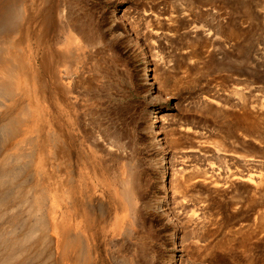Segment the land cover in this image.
Returning <instances> with one entry per match:
<instances>
[{
  "label": "rangeland",
  "instance_id": "obj_1",
  "mask_svg": "<svg viewBox=\"0 0 264 264\" xmlns=\"http://www.w3.org/2000/svg\"><path fill=\"white\" fill-rule=\"evenodd\" d=\"M0 11V264H264V0Z\"/></svg>",
  "mask_w": 264,
  "mask_h": 264
},
{
  "label": "bare ground",
  "instance_id": "obj_2",
  "mask_svg": "<svg viewBox=\"0 0 264 264\" xmlns=\"http://www.w3.org/2000/svg\"><path fill=\"white\" fill-rule=\"evenodd\" d=\"M10 1H11V0H10ZM16 1H17V0H16ZM16 3H17V2H16ZM9 5H10V3H9ZM9 5H8V4H7V6L5 5V6H4L5 9H6ZM1 7H2V5H1ZM14 8H15V7H14ZM7 9H8V8H7ZM7 9H6V11H7ZM12 10H14V9H12ZM9 11H10V9H9ZM17 11H18V10H16V12H17ZM0 12H1V11H0ZM12 12H13V11H12ZM16 12H15V14H17ZM4 13H5V11H4ZM19 13H20V12H19ZM2 14H3V12L1 13V15H2ZM6 14H7V13H6ZM19 15H20V14H19ZM2 16H4V15H2ZM6 16H7V15H6ZM12 17H13V16H12ZM6 18H7V17H6ZM6 18H5V19H6ZM9 19H10V21H9V20H8V21H9L10 23L7 22V23H9L7 26L10 27V24L12 25V22H14L15 20H13V18H9ZM15 19H17V17H16ZM2 20H3V19H2ZM11 20H13V21L11 22ZM16 21H17V20H16ZM16 21H15V22H16ZM1 22H2V21H1ZM3 22H5V21L3 20ZM3 22H2V23H3ZM13 24H15V23H13ZM5 25H6L5 23L2 24V26H5ZM2 26H0V28H3ZM14 26H16V25H14ZM11 28H12V27H11ZM11 28H10V29H11ZM13 28H14V27H13ZM4 29H5V28H4ZM4 29H2V30H4ZM0 30H1V29H0ZM2 30H1V32H2ZM1 32H0V33H1ZM0 45H1V44H0ZM5 50H6V49H5ZM3 51H4V50H3ZM0 52H1V51H0ZM4 52H5V51H4ZM5 56H7V55H5ZM2 57H3V56H2ZM6 58H7V57H6ZM0 59H1L0 61H2L1 55H0ZM4 59H5V57H4ZM7 59H8V58H7ZM10 59H12V58H10ZM1 63H2V62H1ZM12 65H13V64H12ZM13 66H14V65H13ZM1 70H2V69H1ZM14 70H15V69H14ZM12 71H13V70H12ZM13 74H14V73H13ZM10 75H11V74H10ZM11 76H12V75H11ZM3 78H4V77H3ZM12 78H13V77H12ZM0 79H1V78H0ZM2 80H3V79L0 80V81H1V82H0L1 85H3L2 83H4L3 81H4L5 79H4L3 81H2ZM8 81H10V80H8ZM8 81L6 80L5 83L8 82ZM5 83H4V84H5ZM9 83H10V82H8V84H7V83H6V84L9 86V85H10ZM12 84L14 85V83H12ZM7 85H6V86H7ZM10 86H11V85H10ZM10 86H9V88H10ZM10 89H11V88H10ZM13 89H14V86H13ZM11 91H12V90H11ZM13 131H15V130H13ZM15 132H16V131H15ZM11 134H12V133H11ZM7 164H8V163H7ZM5 165H6V164H5ZM208 169H209V168H208ZM204 171H205V170H204ZM179 172H180V171H179ZM184 172H185V171H184ZM206 172H207V170H206ZM206 172H204V173H206ZM204 173H202V175H204V179H205V178L207 177L206 175H208V174H204ZM2 174H3V173H2ZM12 174H13V173H12ZM186 174H188V173H186ZM191 174H192V173H191ZM191 174H190V175H191ZM199 174H200V172H199ZM17 175H18V174H17ZM131 175H132V174H131ZM202 175H200V176H202ZM31 176H32V175H31ZM128 176H129V175H128ZM192 176H193V175H192ZM197 176H199V175H197ZM210 176H213V175H210ZM210 176L208 175V177H210ZM5 177H6V176H5ZM177 177H178V176H177ZM194 177H195V176H194ZM130 178H131V176H130ZM130 178H129V179H130ZM199 178H200V177H199ZM214 178H215V177H214ZM31 179H32V178H31ZM206 179H207V178H206ZM206 179H205V180H206ZM210 179H212V178H210ZM130 180H131V179H130ZM207 180H208V179H207ZM7 181H8V180H7ZM120 181H121V180H120ZM121 182H122V181H121ZM127 183H128V181H127ZM120 184H122V183H119V185H120ZM137 184H138V183H137ZM5 185H6V184H5ZM23 185H25V184H23ZM135 185H136V184H135ZM135 185L132 184V182H131V183H128V184H126V183H123V184H122V191H123V193H124L126 196H128V197L130 198V201H131L130 203H132L131 206H133V207H134V203H133V200H132L131 195H132V194L134 193V191L136 190ZM120 186H121V185H120ZM3 187H4V186H3ZM31 187H32V186H31ZM120 189H121V187H120ZM7 190H8V189H7ZM13 190H14V189H13ZM19 190H20V189H19ZM136 191H137V190H136ZM9 192H10V191L8 190L7 193H9ZM37 192H38V191H37ZM39 192H42V191L39 190ZM137 192H138V191H137ZM2 194H3V193H2ZM42 194H43V193H42ZM134 194H135V193H134ZM5 196H6V195H5ZM8 196H10V195H8ZM8 196H7V198H8ZM37 196H38V195H37ZM70 196H71V195H70ZM126 196H125V197H126ZM3 197H4V196H3ZM136 197H137V196H136ZM35 198H36V197H35ZM70 198H71V197H70ZM2 199H3V198H2ZM6 200H7V199H6ZM70 200H71V199H70ZM127 200H128V199H127ZM71 201H72V200H71ZM128 202H129V200H128ZM101 203H102V202H101ZM31 205H32V204H31ZM115 208H116V206H115ZM118 208H119V207H118ZM132 210H133V209H132ZM135 214H136V213H135ZM1 218H2V217H1ZM86 219H87V218H86ZM86 221H87V224H88L89 226L92 225V221H91V219H87ZM19 223H20V222H19ZM7 224H8V223H7ZM24 225H25V224H24ZM31 225H32V224H31ZM89 226H88V227H89ZM32 227H33V226H32ZM67 229H68V228H67ZM71 230H72V229H71ZM67 231H68V230H67ZM69 231H70V230H69ZM66 233L69 234V232H66ZM34 235H35V234H34ZM37 236H38V235H37ZM78 236H79V235H78ZM28 238H29V237H28ZM78 238H79V237H78ZM25 239H26V238H24L23 240L25 241ZM71 239H72V238H71ZM62 240H63V238H62ZM49 242H50V241H49ZM83 242H84V240H83ZM23 243H24V242H23ZM24 244H25V243H24ZM60 244H61V243H60ZM22 245H23V244H22ZM24 246H25V245H24ZM61 246H62V245H61ZM65 246H66V245H65ZM82 246H84V245H82ZM85 246H86V245H85ZM89 249H90V248H89ZM20 250H21V249H20ZM23 250H24V248H23ZM64 251H65V250H64ZM67 252H69V250H68ZM74 252H75V251H74ZM74 252H73V253H74ZM78 252H79V251H78ZM90 252H91V251H90ZM90 252L87 250V246H86V250L83 249L82 251H80V252L75 256V258H74V256H73V258H74V260H75L77 263L91 264V262H90V261H91ZM92 252H93V251H92ZM92 252H91V253H92ZM16 254H17V256L19 255L18 253H16ZM67 254H68V253H67ZM67 254H66V255H67ZM61 255H62V254H61ZM63 255H64V254H63ZM63 255H62V256H63ZM69 255H70V254H69ZM71 255H72V254H71ZM19 256H21V255H19ZM69 257H70V256H69ZM12 258H13L14 260L11 259L10 261H12V260H13V261H17V260H15V259H16V255H14V257H12ZM60 258H61V257H60ZM71 259H72V258H71ZM71 259H70V261L73 262V261H72L73 259H72V260H71ZM96 259H97V258H96ZM66 260H67V259H66ZM119 260H120V259H119ZM139 260H140V259H139ZM68 261H69V260H68ZM60 262H61V261H60ZM66 263H67V262H66ZM73 263H74V262H73ZM60 264H61V263H60ZM70 264H71V263H70ZM135 264H136V263H135Z\"/></svg>",
  "mask_w": 264,
  "mask_h": 264
}]
</instances>
